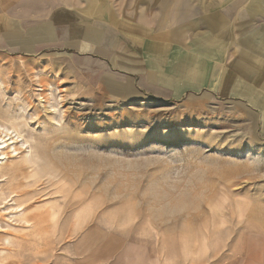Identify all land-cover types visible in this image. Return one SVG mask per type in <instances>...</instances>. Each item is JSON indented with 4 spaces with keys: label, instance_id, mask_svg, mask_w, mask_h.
I'll return each mask as SVG.
<instances>
[{
    "label": "rangeland",
    "instance_id": "rangeland-1",
    "mask_svg": "<svg viewBox=\"0 0 264 264\" xmlns=\"http://www.w3.org/2000/svg\"><path fill=\"white\" fill-rule=\"evenodd\" d=\"M82 68L0 53V264H264V121L115 97Z\"/></svg>",
    "mask_w": 264,
    "mask_h": 264
},
{
    "label": "crops",
    "instance_id": "crops-1",
    "mask_svg": "<svg viewBox=\"0 0 264 264\" xmlns=\"http://www.w3.org/2000/svg\"><path fill=\"white\" fill-rule=\"evenodd\" d=\"M227 1L0 0V53L70 55L112 96L237 99L264 121V25L245 17L264 0Z\"/></svg>",
    "mask_w": 264,
    "mask_h": 264
},
{
    "label": "bare ground",
    "instance_id": "bare-ground-1",
    "mask_svg": "<svg viewBox=\"0 0 264 264\" xmlns=\"http://www.w3.org/2000/svg\"><path fill=\"white\" fill-rule=\"evenodd\" d=\"M49 103H51V100H53V91H50L49 92ZM41 99H43V97L41 98ZM40 99V100H41ZM51 107H53V105L51 104L50 105ZM51 109H53V108H51ZM54 111V110H53ZM7 130V131H6ZM6 130H4V129H2L1 127H0V138H1V140H2V143H3V145L2 146H0V148H2L3 146H5L6 145V143H7V140L6 139H4L3 138V136H2V134L5 132V135H9V129H6ZM16 135V134H15ZM17 136H20L19 134H17ZM10 138H12V139H14L15 137H10ZM9 138V139H10ZM8 146V145H7ZM14 151V150H13ZM1 153L2 154H4L5 156L7 155V151H6V149H4V147H3V149L1 150Z\"/></svg>",
    "mask_w": 264,
    "mask_h": 264
}]
</instances>
